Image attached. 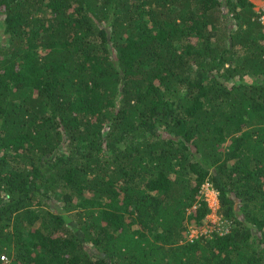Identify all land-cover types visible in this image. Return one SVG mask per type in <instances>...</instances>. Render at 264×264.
<instances>
[{
	"label": "trees",
	"instance_id": "16d2710c",
	"mask_svg": "<svg viewBox=\"0 0 264 264\" xmlns=\"http://www.w3.org/2000/svg\"><path fill=\"white\" fill-rule=\"evenodd\" d=\"M262 15L0 0V264H264Z\"/></svg>",
	"mask_w": 264,
	"mask_h": 264
},
{
	"label": "built area",
	"instance_id": "2783aa9c",
	"mask_svg": "<svg viewBox=\"0 0 264 264\" xmlns=\"http://www.w3.org/2000/svg\"><path fill=\"white\" fill-rule=\"evenodd\" d=\"M202 187H203L202 188L203 194L205 195V199L207 200L209 208H210L206 216H208L210 213L215 215V220L213 221V223H211L210 227L214 226L215 228H213L212 230L218 229L219 233L228 232V229H229L227 225L228 221L217 212L218 199H217L216 190L212 187L211 183L208 181L204 182ZM209 193H211L214 196L213 203L211 202V198H209ZM199 229H200L199 227L189 226L186 232V236H185L186 240L192 241L193 238L196 237L199 233L208 232L207 230L202 232Z\"/></svg>",
	"mask_w": 264,
	"mask_h": 264
},
{
	"label": "rangeland",
	"instance_id": "374dc122",
	"mask_svg": "<svg viewBox=\"0 0 264 264\" xmlns=\"http://www.w3.org/2000/svg\"><path fill=\"white\" fill-rule=\"evenodd\" d=\"M250 1L254 4V9H256V10H263V15L261 16V18L264 19V0H250ZM2 40L3 39L0 36V41H2ZM210 194L211 193H209V198H211V202L213 203L214 196L212 194L211 195ZM214 220H215V215L210 213L208 216H206L205 218H203V224H202L203 226L201 225V227H200L199 230L202 231V232L205 231V230H207L208 231L207 234L212 233V231H213L212 229L215 228V227L214 226H211L210 227V225H211V223H213Z\"/></svg>",
	"mask_w": 264,
	"mask_h": 264
}]
</instances>
